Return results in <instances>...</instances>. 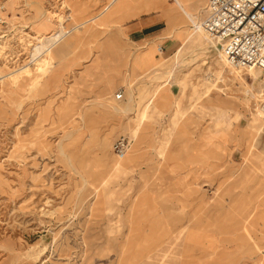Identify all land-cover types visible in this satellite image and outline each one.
<instances>
[{
    "label": "rangeland",
    "instance_id": "rangeland-1",
    "mask_svg": "<svg viewBox=\"0 0 264 264\" xmlns=\"http://www.w3.org/2000/svg\"><path fill=\"white\" fill-rule=\"evenodd\" d=\"M109 2L0 0V264H264L261 72L232 80L179 8L152 10L165 32L131 42L126 23L150 10ZM186 3L202 21L206 0ZM61 27L42 63L36 36ZM189 224L200 240H176Z\"/></svg>",
    "mask_w": 264,
    "mask_h": 264
},
{
    "label": "built area",
    "instance_id": "built-area-1",
    "mask_svg": "<svg viewBox=\"0 0 264 264\" xmlns=\"http://www.w3.org/2000/svg\"><path fill=\"white\" fill-rule=\"evenodd\" d=\"M204 10L202 27L229 63L243 70L259 69L264 84V0H207ZM122 97V92L116 94L117 99ZM129 147V139L119 136L112 151L122 159Z\"/></svg>",
    "mask_w": 264,
    "mask_h": 264
},
{
    "label": "bare ground",
    "instance_id": "bare-ground-1",
    "mask_svg": "<svg viewBox=\"0 0 264 264\" xmlns=\"http://www.w3.org/2000/svg\"><path fill=\"white\" fill-rule=\"evenodd\" d=\"M113 2H115V9L120 6L121 4H125L124 7L119 11L120 12V15L122 16L123 13L125 15L126 11H124L123 9L126 8L127 12L130 13V16H133L136 14V9H137V6H139V4H142L143 3V6H144V9L145 10H156V9H160L162 11H170L171 9L173 8H179L183 14L195 25V27H199L202 26V21H200V18L198 16H195L194 17V13L189 9L187 3H186V0H110L109 4L107 5V7H109L111 4H113ZM72 4V3H70ZM114 9V10H115ZM69 14L71 15V17L74 19L76 18V16L80 15L81 12L79 9L75 8V7H72L70 10H69ZM116 12V11H113V13ZM123 12V13H121ZM158 12V11H157ZM159 13V12H158ZM128 15V14H127ZM94 20V16L93 17H88L86 19H83L82 21H80L76 26H74L72 28L73 29H77L78 27L80 26H83L84 24L90 22V21H93ZM41 26H42V29H49V24H45L43 23V21L41 22ZM64 28V27H63ZM62 27L59 28L58 30H55L54 32L50 33L51 29L46 32L48 33L47 35L45 33H39L38 36H36V39L38 41V44L41 45V46H45V50L44 52H46V57L42 59V63L43 62H46L48 60H50V58H52V56H54V50H53V46L56 45L66 34H68L70 31H66L64 30ZM203 28V27H202ZM84 29V28H82ZM166 30V29H165ZM204 30V29H203ZM81 31V30H80ZM79 31V32H80ZM88 32V31H87ZM205 32V31H204ZM79 34V33H78ZM82 34V32H81ZM191 35V33H190ZM188 35V36H190ZM80 37V36H79ZM78 37V38H79ZM168 38V37H167ZM75 39V38H73ZM185 40V39H184ZM192 42H197L199 44H202L203 43V36L201 34H197L196 36H193L192 38ZM64 43V42H63ZM37 44V45H38ZM66 46V45H65ZM72 48V47H70ZM158 50L160 52H162V50H160L158 48ZM43 52V53H44ZM42 53V52H41ZM59 53V52H57ZM224 58V61H225V66L227 68H233L230 70V76H232V80H237V79H240L242 80L243 77L242 75L240 74L241 70H243L242 68H238V67H235L233 65H231L229 63V61L226 59V57L224 56V54L222 53V59ZM34 60H36V58L33 59V62ZM32 62V63H33ZM218 66L220 68V71L219 72V76L218 78H220L221 80L223 79V77H225V71H224V66L223 64L221 63V60L220 58L218 57ZM28 64V63H27ZM237 69V70H235ZM35 70V69H34ZM248 72H250V74L253 76V78H257L260 70L257 69V68H250V69H247ZM14 73V72H13ZM31 73L30 71V67L28 65H23L19 71H17V73L15 74V76H23V75H29ZM10 74V73H9ZM3 77V76H2ZM10 77V76H9ZM2 79V78H1ZM15 79V78H14ZM18 80V79H17ZM17 80L13 81L14 83L17 82ZM2 82V81H1ZM15 85V84H14ZM164 87H161V86H158L156 87L154 93L152 94L151 96V103L153 102L155 104V106L158 104L157 101H158V96H159V92L163 89ZM222 89V88H221ZM261 90V89H260ZM157 98V100L155 101V99ZM230 108V107H229ZM224 115V114H223ZM144 117V116H143ZM143 121V120H142ZM249 128H254V122L250 123L249 124ZM219 132H221V130H207L205 132V135L209 138V140L207 141L208 144H213V141H212V138L218 134ZM139 135V134H138ZM253 135V134H252ZM102 143L105 144V139H102ZM206 143V144H207ZM138 144V143H137ZM207 144V145H208ZM105 153V152H104ZM102 155V154H101ZM107 158V157H106ZM108 160V159H107ZM115 162V161H114ZM114 164H117V161L114 163Z\"/></svg>",
    "mask_w": 264,
    "mask_h": 264
},
{
    "label": "crops",
    "instance_id": "crops-1",
    "mask_svg": "<svg viewBox=\"0 0 264 264\" xmlns=\"http://www.w3.org/2000/svg\"><path fill=\"white\" fill-rule=\"evenodd\" d=\"M204 17H205V10L203 14V18ZM161 22H162L161 15L158 12H154L150 10L149 14L145 15L141 20H133L130 23H126L125 29L128 33L129 40L131 42H141V41L148 40L149 42L153 43L155 40H157V37H159L160 34L165 32V29L158 25ZM160 46L162 47V51H163V46L162 45ZM150 49L153 50V47L151 46ZM148 56L151 58H154V53L152 52V55L149 54ZM144 65H146V63ZM199 151L204 156L203 152L201 150ZM205 156H204L205 158L204 161H209L210 158H208L207 156L205 157ZM181 180L183 181L184 177ZM257 218L262 221V224H264L263 216L260 215ZM252 225H254V221H251V226ZM163 236L165 235H159L156 237V239H162ZM181 237L186 243L187 242L191 243L194 241H199L201 238V235L199 234V231L197 230V228H195V226L189 224L187 226H182L180 230L177 232V234L175 235L176 240L180 239Z\"/></svg>",
    "mask_w": 264,
    "mask_h": 264
}]
</instances>
